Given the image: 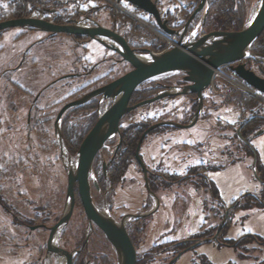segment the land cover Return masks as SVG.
<instances>
[{
	"label": "rangeland",
	"instance_id": "obj_1",
	"mask_svg": "<svg viewBox=\"0 0 264 264\" xmlns=\"http://www.w3.org/2000/svg\"><path fill=\"white\" fill-rule=\"evenodd\" d=\"M44 1L47 2V0H36L34 7L33 5L28 6V8L33 7V10H29L28 14L23 13L20 17L38 13V7L45 5ZM59 1L49 0L50 6L47 7L48 9L57 11L60 7L67 6L65 7L66 9L63 8L61 10V13L59 11L56 12L62 16L64 15L57 19V22H64V20L74 14L82 17L86 12H90L93 9L90 13L93 14L97 22L110 29L114 27L116 31L124 34L132 47H146L154 52H160L166 47L161 37L151 30L155 29L158 31L155 28L152 18L138 10L137 12L136 10L129 9L131 11L130 13L135 15L132 14V16L140 19L143 23L134 22L128 15L123 13L122 15L127 16L129 20L133 21L130 25H125L126 23L123 19L116 17L114 13L107 12L93 0H80V7L72 6V0H66V3H59ZM241 1L245 19L242 27H244L254 15L259 5V0ZM13 2L11 0H0V20L11 18L10 15L12 12H8V10L11 3L14 4ZM198 2L199 0H157V5L162 17L168 20L169 27L181 30ZM211 2L209 0L208 14ZM203 15L204 10L195 17L188 31L193 32L195 30L197 35L208 31L206 20L202 24ZM118 19L120 23H118ZM132 30L140 36H145L146 44L139 41L136 35H132ZM66 48L68 49L69 46H66ZM262 50L263 47L258 39L250 48L251 53L264 55ZM72 52L70 50V54L68 55L69 60H73L74 56H77L79 60L77 63L79 72L89 66L96 67V74L94 76H99L100 80L95 83L93 82V85L89 86L87 91L97 87L100 82L106 79L108 81L120 76L122 73L128 72L130 68L126 63L124 65L113 64L111 62L103 64L102 61L104 59L108 60L110 57L118 59V57L111 51L105 50L104 54L100 58H97L100 54L99 52H101V47L96 43L88 44V48L74 47L72 48ZM134 52L140 57L147 56L143 55V51ZM247 61V65L252 66L255 70H257L258 65L264 68V59L260 57L247 58ZM216 73H220L218 75L222 74L219 70ZM102 75L105 77L101 78ZM227 75L233 78L231 73ZM182 77L183 75L181 73H171L143 83L136 89V93L143 94L135 95L131 103L135 104L151 98L153 95L150 94L156 90L153 88L156 86L155 83L176 84L178 86L182 82ZM81 82L76 78L64 79L44 90V95H42L44 99L41 100L42 105H39V108L43 106L49 110V116L47 118L49 123L47 125H40L39 127H32V123L30 127L25 123L26 108L23 107H27V104L23 100L20 99V101H17V99H14L15 95H0V200H2L6 208L0 205V264H58V260H60L59 256L48 254L46 251L48 237V229L46 227L49 228V226L57 222L65 210L67 204L65 195L67 172L69 167L73 170L75 169L73 164H76L77 150L80 142L83 140V138L82 140L80 139L82 133L86 131L88 133L96 122L98 115L112 104L110 100L102 101L100 108L97 109L96 100H92L82 107L69 110L64 115L58 126V128L60 127L59 132L61 137L62 130L72 133L80 130L77 134L69 133V136L79 138L76 141L73 140L71 145H67V142L62 137V144L67 153H65L66 156L64 158L60 147L61 143L56 134V128L53 127V119L64 103L72 101L73 98L79 96L76 94L86 91V84L83 85ZM225 84L233 89H238L237 91L244 92L247 96L258 101L251 93L240 89L231 82L226 81L223 77L216 78L213 83L218 92L224 94L231 92L235 94ZM19 85L18 90L21 91L22 88ZM38 85H40L39 82L34 83L35 87ZM59 92L60 94H57ZM204 95L201 114L192 126L183 129L171 126L157 127L145 137L140 147V157L143 158L147 165L161 162L163 167L169 172H173L174 170L182 173L184 168L194 166L200 161H203L207 165L209 164L207 176L217 189L224 206L229 207L232 202L239 201L243 198L240 204L244 206L252 205L253 207L251 209L240 208L233 212L231 222H229L228 227L224 231V239L236 240L238 237L247 235H254L255 237L264 239V206L255 205L252 202V197L246 196L247 194L257 195L264 189V183L255 177L253 170L254 154L258 162L264 167V133H260L254 138L252 136L250 139L252 143L249 146L244 142H238L239 144H236L237 142L234 141L233 148L235 149L229 151L226 136L223 134L220 135L218 132V120L231 122L237 117L233 108L234 106H238V104L234 106L232 104L224 105L225 102L236 101L234 99L236 95H221L217 97L209 95L208 91H205ZM197 105L198 101L194 102L191 97L182 95L175 96L172 99H161L131 111L123 118L121 127L129 129L130 134L134 135L139 129L146 130L155 123L175 122L187 124ZM15 106L18 110L15 111L16 113H13L11 107ZM203 113H208V115L206 116ZM39 116L41 115L37 114V116L32 117L37 118ZM36 118L35 122L37 121ZM14 121H17L16 125L18 127L13 126ZM250 122L251 126L249 125L247 130L251 132L255 126L252 127L254 121ZM233 123L235 125L239 124L238 122ZM231 126L235 128L234 124ZM244 131L240 130L241 133ZM139 136L140 133H137L136 138ZM136 138L132 141L134 144L136 143ZM110 147L109 145L105 146L93 165L90 179L97 184V187L95 189L92 186V200L96 208L100 211L120 218L121 215L123 216L128 211L124 209L123 205H128L126 202H130L125 201L126 198L124 199L125 202L123 201L122 193H126L131 189L130 193L133 199H131L130 203L134 205L135 201L139 200L141 191L145 192V190L141 188L143 184L141 176H139L141 185L135 187L128 184V179L124 180L125 177H136L133 174L139 172V167L134 164L133 157L132 160H128V156H124L125 158L118 156L112 163V165H117L115 179H113L115 184L112 188L110 181L102 177V163L103 161H109L111 156L110 149L112 148ZM147 156H151V159ZM107 169V172L110 171V166ZM118 172L122 174L127 172V176L123 178L122 174L119 176L120 173L118 174ZM107 176L112 178L110 173ZM178 196L179 198L176 204L177 202L179 204V201L185 200L182 196ZM173 199L175 197L170 198V200ZM189 203L193 204L190 206ZM257 203H260V200H257ZM176 204L174 203L175 207L177 206ZM185 204L187 206L186 210L183 213H179L181 214L180 219L182 222L178 225V228L176 226V231H174V234L180 239L196 234L200 222L203 221L201 199L198 195H189ZM139 210L137 208L134 212H138ZM169 211L160 210L155 221L157 219H159L157 222H160V219L161 221L164 219L167 220L169 216H172V213H169ZM166 220L162 222V225H166ZM211 224L215 226L217 222L213 221ZM27 225L45 226L30 230ZM127 226L131 231V228L134 226V221H131ZM160 226L161 223L155 225V227ZM134 229L138 230V228ZM87 230V220L79 197L76 194L70 219L55 235L54 241L56 247L59 249L67 248L68 251L71 250L76 243H80L83 240L87 234ZM215 233L216 231L213 230L212 235H215ZM101 236L103 234L97 228H95L93 234L90 236V241H94V246H96L93 250L99 253H101L100 250H106L103 244L100 243L99 237ZM134 236L138 239L140 237L137 234ZM135 241L137 242L139 240ZM244 241V247L250 249L255 246L258 249L264 250V245L259 244L261 241H255V244L250 243L251 240L246 241L244 239ZM97 242H99L101 249L97 247ZM166 245L162 244L158 246L155 251H164L168 247ZM91 246L92 243H90ZM140 251L138 249V252ZM249 251L251 252V250ZM168 256L169 254H164L160 258H157L156 264H165ZM114 258L115 264H118L119 262L115 253ZM202 259L210 264H227L230 262H234V264H245V259L240 261L237 258V253L233 247L222 246L218 248L214 243L200 244L195 248L194 252L189 251L182 254L174 264H202ZM253 262L255 264H264V258L258 256V259Z\"/></svg>",
	"mask_w": 264,
	"mask_h": 264
},
{
	"label": "flooded vegetation",
	"instance_id": "obj_2",
	"mask_svg": "<svg viewBox=\"0 0 264 264\" xmlns=\"http://www.w3.org/2000/svg\"><path fill=\"white\" fill-rule=\"evenodd\" d=\"M93 1L101 5V7L104 8L107 12L114 13V10L112 11L111 8L103 4L101 1L99 0H93ZM115 1L120 3L129 12H131L130 10H136L122 0L120 1L115 0ZM44 2H45L44 3L45 5L40 6L41 8L38 7L39 11L38 13L34 15H23L22 17L8 18L6 20L18 19V18H23V17L25 18L32 17V18H36L42 21L57 24V25H63L66 23H70V24L85 23L87 24L86 19L97 21L94 18L93 14L90 13L91 11H93L92 9L90 10V12H86L85 15L82 17H80L78 14H74L72 16H69L66 20H64V22H57V19L64 16V15L63 16L60 15V13L62 12L61 10L63 8L66 9L65 7L67 6L65 5L63 6V8L60 7L61 9L60 8L57 9V11L60 12L58 14L56 13L57 12L56 10H51L47 8L48 6H50L49 0H47V2L46 1ZM62 2L66 3V0L59 1V3H62ZM80 2H81L80 0H72V6L80 7L81 6ZM192 12L193 11H191V14ZM6 20H0V22L6 21ZM99 24L102 25L101 23ZM112 29L116 31L114 27ZM116 32L125 38V40L128 42L129 46L132 48L133 51H143L144 52L145 50H147L146 47H140V48L132 47L129 40L126 38L124 34H121L119 31H116ZM90 43H93V44L96 43L97 45L101 47V52H99L100 54L98 55L97 58H100V56L104 54L105 50L111 51L105 48L95 39H91L85 36H70L67 34L51 35L47 32L28 30V29H22V28H8V29L0 30V95H15V97L13 96L14 99H17V101L18 100L20 101L21 99L27 104V107H23V108H26L25 109L26 110L25 123L27 124V126L31 127V125L33 124L32 127L33 126L39 127L40 125H44V124L47 125L49 123V120L47 119L49 116L48 114L49 110L43 106L39 108V105H42L41 100L44 99V97L42 96L44 95L43 92L48 87L64 79L76 78L82 81L81 84L83 85L86 84L85 87L87 88L85 90L87 91L88 87L93 85V82L95 83L98 80H100L99 76H94L96 74V67L89 66L88 68H86L85 66H83L86 69L79 72V69H78L79 66L77 64L79 60L77 59V56H74L73 60H69V57H68V55L70 54V50H71V53H73L72 48L74 47L75 48L77 47L88 48V44ZM66 46L67 47L69 46V48L67 49ZM111 52L115 54L118 57V59L114 57H110L108 58V60L104 59L102 61L103 64H108V62H111L113 64L115 63L118 65H124L126 63L122 61L121 58L115 52L113 51ZM112 60H115V61H112ZM131 69L132 68L130 66L129 70ZM125 73H122L121 75ZM103 75L101 76V78L105 77ZM118 77H115L108 81L106 79L105 81L100 82V84L97 85V87L87 92L83 91L76 95H79L78 97L80 98L92 92L93 90L113 81L114 79ZM37 82H39L40 85L35 87L34 83L36 84ZM155 84L156 86L153 88L156 90H154V92L150 94V95H153L152 97H154L155 95L164 93V91L166 90V87L168 86L179 89L180 87L187 85V83L184 82L183 80L181 84H178V86H176V84L172 85L168 83H163V84L155 83ZM18 85L20 86V88H22L21 91L18 90ZM31 85H33L34 87L32 86L33 87L32 88ZM14 90H17V91H14ZM135 91L131 94V96L143 94V93L138 94ZM205 91H208L209 95H212V96L214 95L217 97H220L221 95L224 94L222 92H218V90L213 91L212 89L211 90L206 89L202 93L203 98L205 96L204 95ZM57 94H60V92ZM174 95H182L186 97H191V99L194 102L198 101L195 93L187 92L186 94H174ZM78 97L73 98V100L72 99L71 100L74 101ZM174 97L175 96L167 97L163 99H172ZM92 100H96L97 109L100 108V103L102 101L104 102L109 101V100H100L99 96H94L88 101H86L84 104L75 106V107H72L66 110V112L61 116L59 122L62 120L64 115L69 110L82 107L88 104ZM72 101H69V102H72ZM67 103H64L62 107L66 105ZM128 105L130 106L134 105L133 103H131V97H130V101ZM11 110L14 113L18 109L15 106V107H11ZM37 114H40L41 116L37 118L32 117V116H37ZM203 114H206V116L208 115V113H203ZM192 116L190 117L189 122ZM56 117L53 119V127L55 128H56V124H55ZM35 118L37 120L36 122H35ZM123 118L119 122V134H116L111 139L106 141L104 146L96 153L93 159V162H92L91 174H92V168L95 163V160L97 159L99 154L102 152V150L107 145L112 147V148L110 147L111 156H110L109 161H106V162L103 161L102 168H101V172H102L101 175L105 180L107 179L110 181L111 188L115 184L113 179H115V173H116L115 169H117V165H112V163L115 161V159L118 156H122L123 158L128 156L129 157L128 160H132V157H133L134 164L139 167V172L136 174H133V175H136V177H128V178L125 177L124 178V176H127L126 175L127 172L123 174L118 172V174L120 173L119 176L122 174V177L124 178V180L128 179L129 180L127 181L128 184L133 185L134 187L137 185H141V181L139 180L140 179L139 176H141V179L143 181L141 188H144L145 192L141 191L139 200H136L134 205L133 204L131 205L130 203L131 199H133L130 193L131 189L127 191L126 193H122L123 201L125 198H126L125 201H130L129 203L126 202L128 205H123L124 209H127L128 211L123 216L121 215L122 218L121 217L117 218L114 215L112 216L111 214H109L118 223L121 222L122 219H124V227L129 235V238L132 242V245L136 253V264H156L157 258H160L164 254H169L168 259L165 263V264H169L172 259H174L179 253H181L178 256V258L172 263L174 264L182 256V254L189 252V251L194 252L195 248L202 243L214 242L218 245H223V246H233L234 244H236L233 240L224 239L223 237L224 231L228 227L229 222H231V217L234 211H237L240 208L250 209L252 205L244 206L240 204L243 199L241 198L239 201L232 202L229 207L224 206L221 202L217 189L215 188V186L213 185V183L209 180L207 176V170L209 169V164L207 165L203 161L198 162L194 166L192 165L190 167L184 168V171H182V173L174 171V170L173 172H169L167 169L163 167L161 162L151 163L147 165L146 162L143 160V158L140 157V153H139L140 160L144 164L145 169H146V172H144L142 168L139 166V164L137 163V161L135 160V150H136L138 141L142 133L145 131V129L144 130L139 129L137 132H135L134 135H131L129 129H125L121 127V122ZM250 121H254L253 123H255V120H253L252 118L239 119L236 121L239 123L237 125H235V123L232 122L235 128H233V126L231 127L233 129H232V134L230 136V141H232L233 144H234V141L237 142V143L235 142L236 144H239L238 142H244L243 141L244 139L247 142L246 144L247 146H249V144L251 145L250 139L243 138V136L241 135V132H240L241 138H239L237 134L238 128H241L240 129L241 131L242 130L247 131L248 126L249 125L251 126ZM16 122L17 121H14L13 126L18 127V125H16ZM59 122H58V126H59ZM233 124L222 122L219 119L218 120L219 134L220 135L223 134L226 136L225 130L230 125H233ZM139 132H140V136L136 138V134ZM135 138H136V143L134 144L133 150H130L129 140L132 139V141H134ZM139 151H140V148H139ZM65 153L66 151L63 150L62 154H64V158H65ZM108 166H110V171L107 172ZM108 173L112 175V178L110 176L109 177L107 176ZM96 178L98 177L96 176ZM89 184H90V193L92 197V186L95 187L96 189L97 184L94 181H92L90 177H89ZM66 187H67V184H66ZM74 192H75V195L76 194L78 195L76 184L74 187ZM191 194L198 195L201 199L203 221L200 222V225L198 226L196 234L189 235L187 237L180 239V238H177V236L174 234V231H176V226L178 228V225H180L182 222V220L180 219L181 214L179 213H183L184 210H186L187 206L185 203H186V200H188L189 195ZM178 195L182 196L183 199L185 200L179 201V204L178 202L176 204V201H178L177 199L179 198ZM246 196H251L252 202L255 203L257 202L258 198L261 197V193L259 195L247 194ZM171 197H175V199L170 200ZM150 201H151V204H150ZM174 203L177 205L176 207L174 206ZM0 205L5 208V205L2 202V200H0ZM126 206H129L130 208ZM137 208L140 210L138 212H134ZM166 209L170 210L169 213L171 212L172 216H169L167 220L164 219L161 221L160 219V222H157L159 221V219H157L155 221V218H157L158 212L160 210L167 211ZM224 218H225V222L222 225L221 230L218 232L217 239L212 240L211 237L214 235V234L212 235V231L213 230L217 231V228L221 225ZM165 220H166L165 222L166 225H162V222ZM131 221H134V226L133 228H131V231H130L127 225ZM213 221L217 222L215 226H212L211 224ZM55 223H53V225ZM158 223H161V226L155 227V225ZM38 226H45V225H38ZM51 226H49V228ZM87 226H88V223H87ZM27 227L30 228L31 226L27 225ZM46 228L48 229V236H49V228L48 227ZM95 228L97 227L93 226L91 231H89L88 229L87 234L83 238V240L80 243H76L74 247L71 250H69V252L73 253L71 264H115L114 249L105 239L104 235L99 237V240H100V243L103 244L104 249L106 250H100L101 253H99L96 250H93L94 248H96V246H94V241L93 242L90 241V236L93 234V231L95 230ZM134 228H138V230ZM172 233L173 235H171ZM136 234L137 236H140L139 239L136 238V236H134ZM247 236H250V235H247ZM251 237H252V240L255 242L256 241L255 237L254 236H251ZM135 240H139V241L136 242ZM227 241H233V244L230 245L226 243ZM90 243H92L91 247H90ZM162 244H167L166 246L168 247L162 252L155 251L156 248L158 246H161ZM97 247L101 249L99 242H97ZM61 249H64V248H61ZM138 249H140L141 251L138 252ZM64 250L68 251L67 248H65ZM59 259L60 260H58V263L62 262V264H64V257L61 256ZM202 264H210V263L202 259ZM227 264H230V263H227Z\"/></svg>",
	"mask_w": 264,
	"mask_h": 264
},
{
	"label": "water",
	"instance_id": "obj_3",
	"mask_svg": "<svg viewBox=\"0 0 264 264\" xmlns=\"http://www.w3.org/2000/svg\"><path fill=\"white\" fill-rule=\"evenodd\" d=\"M120 1V0H118ZM136 10L149 15L154 21L155 28L169 36L177 37V46L160 54L147 53V59H142L129 46L125 38L113 29L100 25L95 20L86 19L87 24L66 23L57 25L42 21L32 17L10 19L0 22V30L8 28H22L54 34H67L70 36H85L95 39L105 48L115 52L122 61L131 66V70L119 76L113 81L93 90L64 105L56 117V134L61 143V150L65 149L62 144V137L59 132L58 122L66 110L84 104L94 96H99L100 100H110L112 104L98 115V118L89 132L83 138L78 150L75 170L69 169L67 172L66 187V207L58 221L49 228V236L46 242L48 254H55L64 257V264L72 263L73 253L59 249L54 245L56 233L63 228L72 215L75 203L74 187L77 185V193L88 223L89 231L92 227H97L108 243L113 247L118 259V264H136V253L129 235L124 227V219L116 222L109 213L101 212L94 203L90 193L89 177H91V167L96 153L104 146L105 142L116 134H119L120 120L131 111L149 105L157 100L178 96L174 94L195 93L198 100L197 109L191 120L187 124L175 122H160L149 126L141 135L136 150L135 160L146 172L144 164L139 157V148L147 134L161 126H171L179 129L192 126L197 120L203 104V91L211 90L214 83V70L225 68L230 72L237 82L249 91L264 97V68L261 65L255 70L248 66L247 58L260 57L263 54L251 53L250 48L260 37L264 30V0H259V5L249 23L238 31H211L197 35L195 30L188 31L193 24L195 17L204 10L202 24L208 14L209 0H199L196 8L184 23L181 30L169 27L168 20L163 19L159 11L157 0H122ZM181 73L182 80L187 85L180 87H166L164 93L155 95L152 98L140 101L134 105H128L131 94L143 83L160 77L165 74ZM240 129H237L239 138ZM258 134V133H257ZM243 139V138H242ZM244 143L247 142L243 139ZM256 155L253 156V170L256 173ZM264 183V181H262ZM260 203L264 205L262 200ZM217 228L212 240L217 239L218 232L222 225ZM41 226H31L34 230ZM179 253L170 261L172 264L180 255Z\"/></svg>",
	"mask_w": 264,
	"mask_h": 264
},
{
	"label": "trees",
	"instance_id": "obj_4",
	"mask_svg": "<svg viewBox=\"0 0 264 264\" xmlns=\"http://www.w3.org/2000/svg\"><path fill=\"white\" fill-rule=\"evenodd\" d=\"M11 1L12 2L14 1L13 2L14 4L11 3V6L8 10V12H10V11L12 12L10 15L11 18L20 17L23 13L28 14L29 10H31L34 7V4L36 2V0H11ZM51 1H53V0H51ZM211 1L212 2L210 5L209 14L206 18V27L208 29L207 32H211V31H238L242 28L245 19L243 16L244 12L242 11V7H241V4H242L241 0H211ZM53 4H55V3L53 2ZM29 5H33V7L28 8ZM139 12H141V11H139ZM114 15L116 17L123 19L126 23L125 25H130L133 22V21L129 20V18L127 16H124L117 11H114ZM163 19H165V18H163ZM149 24L151 25L150 22H149ZM258 41L260 42L261 46L263 47L262 51L264 52V30L261 33L260 37L258 38ZM225 72L227 74H230L226 70H225ZM134 96L135 95L131 96V100ZM234 99H236V101H234V102L236 104H238V106L241 105V106H245L247 108L256 107V108L261 109L262 111L264 110V106H262L258 101H256L255 99H253L247 95H238V96L236 95L234 97ZM86 123H87V121H86ZM254 126H255V124H252V127H254ZM79 132H80V130L75 131L73 133L69 132V131L65 132L62 130V136H63L64 140L67 142V145H71L73 140L76 141L77 139H79L76 137L69 136V133L77 134ZM249 133H250V131L247 130V131L241 133V135L243 136V138L248 139ZM86 134H87V131L85 133L83 132L80 139L82 140V138ZM79 142H80V140H79ZM131 143H132V145H131ZM130 147H132V148H130ZM133 147H134V143L132 142V139H130L129 140V149L133 150ZM255 169H256V173L258 175V178L261 181H264V169L259 165L258 160L256 161V168ZM261 199H262V202L264 203V189L261 193ZM254 204L258 205V206H264L263 204L257 203V202H255ZM255 239L257 242L261 241L259 244L264 245V240H262L258 237H255ZM245 240L246 241L252 240V237L246 236ZM226 243L232 245L233 241H227ZM240 244H237V245H240ZM242 244H243V242H242ZM237 245H235V246H237ZM230 264H233V263H230Z\"/></svg>",
	"mask_w": 264,
	"mask_h": 264
},
{
	"label": "crops",
	"instance_id": "obj_5",
	"mask_svg": "<svg viewBox=\"0 0 264 264\" xmlns=\"http://www.w3.org/2000/svg\"><path fill=\"white\" fill-rule=\"evenodd\" d=\"M225 86L227 88L231 89L235 94H232L231 92H226V94H223V95H247V94H245L244 92H242L240 90L237 91L238 89H236V88L233 89L232 87H230L227 84H225ZM226 104H232L233 106L234 105H237L234 101L233 102H225L224 105H226ZM233 109L235 110V114L237 115V117L235 119H233V121L227 122L228 124H233L232 122H236L239 119L252 118L253 120H255V123H254L255 124V127L249 133L248 139H251L252 136L254 138L256 135H258L260 133H264V110L262 111L261 109L256 108V107H254V108H247V107L241 106V105L234 106ZM231 127L232 126L230 125L225 130L226 138H227V141H228L227 148L229 149V151L232 150V149H235V148H233V145H234L233 142L230 141V136L232 134V129H233ZM250 143H252V142L250 141ZM147 157L151 159V156H147ZM256 161H257V158H256ZM259 165L261 167H263L260 163H259ZM263 169H264V167H263ZM262 191L263 190H261L259 192V194L262 193ZM259 194H257V195H259ZM189 204L191 206L193 203H189ZM245 238H246V236L238 237L236 240H233L236 243V244H234V246H227V247H233V249L237 253V258H239L240 261H243L242 259H245V264H255L253 261H256L258 259V256H261L262 258H264V250L258 249L255 246L254 247H251L250 249L248 247H244V244H245L244 243V239ZM258 238H260V237H258ZM260 239H262V238H260ZM262 240H264V239H262ZM242 242H243V244H242ZM211 243H214V242H211ZM250 243L255 244L256 242H254L253 240H251ZM250 243H247V244H250ZM214 244L218 248L223 246V245H218L216 243H214ZM237 244H240V245H237ZM235 245H237V246H235ZM249 250H251V252ZM254 252H256V253H254ZM230 263H232V262H230ZM233 264H234V262H233Z\"/></svg>",
	"mask_w": 264,
	"mask_h": 264
},
{
	"label": "built area",
	"instance_id": "obj_6",
	"mask_svg": "<svg viewBox=\"0 0 264 264\" xmlns=\"http://www.w3.org/2000/svg\"><path fill=\"white\" fill-rule=\"evenodd\" d=\"M99 1H101L103 4H105V5H107L109 8H111L112 10H114V11H117V12H119V13H121V14H125V15H128V17H132L131 15V13L128 11V10H126L120 3H118V2H116L115 0H99ZM131 14V15H130ZM132 20L134 19L135 20V18H131ZM140 20V19H139ZM118 21V23H120V20L118 19L117 20ZM137 23H140L141 24V20L140 21H136ZM143 23V22H142ZM146 26V25H145ZM118 27V26H117ZM151 30H154V32L155 33H157V34H161L159 31H156L155 29H151ZM131 34L132 35H136V37L138 38V40L139 41H141V42H143V43H145V39H146V37L145 36H140V35H138V34H136L133 30L131 31ZM201 34H203V32L201 33ZM162 35V34H161ZM161 40H163V39H161ZM177 37H175V36H170V38H167L166 36H165V39L163 40V42L166 44V47L163 49V50H161L160 52H154V51H152L151 49H148L147 48V50H148V52L149 53H153V54H160V53H163V52H165V51H167V50H169V49H172L173 47H175V46H177ZM146 44V43H145ZM143 55H147L146 53L145 54H143ZM229 77V76H228ZM225 77V80L226 81H228V82H230V81H232L233 80V78H231V77ZM224 78V77H223ZM232 80H231V79ZM234 81V80H233ZM235 82V81H234ZM214 85H212V90L213 91H215L214 90ZM240 89H242V87H239ZM244 90V89H243ZM244 91H246V92H248V93H251L252 94V96H254L257 100H258V102L262 105V106H264V97L263 96H259V95H257L256 93H254V92H251V91H247V90H244Z\"/></svg>",
	"mask_w": 264,
	"mask_h": 264
},
{
	"label": "bare ground",
	"instance_id": "obj_7",
	"mask_svg": "<svg viewBox=\"0 0 264 264\" xmlns=\"http://www.w3.org/2000/svg\"><path fill=\"white\" fill-rule=\"evenodd\" d=\"M131 15V14H130ZM132 16V15H131ZM133 17V16H132ZM131 17V18H132ZM133 18H135V17H133ZM134 20V19H133ZM136 21H140L139 19H137V18H135V20H134V22H136ZM159 31V30H158ZM153 32H154V30H153ZM161 34L159 35V34H157V33H155L156 35H158L159 37H161V39H165V36L167 37V38H170V36L169 35H167V34H165V33H163L162 31H159ZM139 56V55H138ZM140 57V56H139ZM140 58H142V59H147V57H140ZM221 71L222 72V74L221 75H218V74H220V73H216V71ZM218 77H228V75L226 74V72H225V68H218V69H216V70H214V78L216 79V78H218ZM229 78V77H228ZM231 79V78H230ZM232 80V79H231ZM234 80V79H233ZM230 81L232 84H234L235 86H237V87H242V90L244 89V90H247V91H249L247 88H245L243 85H241L240 83H238L236 80H234V81ZM214 90H217V89H215L214 88ZM66 156V155H65ZM68 156V155H67ZM73 167L75 168V163L73 164ZM69 169H71V170H73L71 167H69ZM75 170V169H74ZM73 170V171H74ZM101 212H103V211H101ZM54 245H55V242H54ZM56 246V245H55ZM58 264H62V262H59Z\"/></svg>",
	"mask_w": 264,
	"mask_h": 264
}]
</instances>
